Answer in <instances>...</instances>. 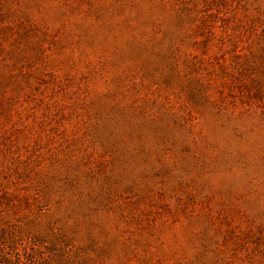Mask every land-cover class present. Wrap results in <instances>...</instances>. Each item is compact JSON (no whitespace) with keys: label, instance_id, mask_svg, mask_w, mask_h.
I'll use <instances>...</instances> for the list:
<instances>
[{"label":"rangeland","instance_id":"obj_1","mask_svg":"<svg viewBox=\"0 0 264 264\" xmlns=\"http://www.w3.org/2000/svg\"><path fill=\"white\" fill-rule=\"evenodd\" d=\"M0 264H264V0H0Z\"/></svg>","mask_w":264,"mask_h":264}]
</instances>
